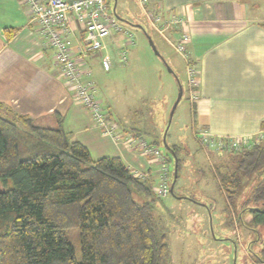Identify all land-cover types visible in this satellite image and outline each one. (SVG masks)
Here are the masks:
<instances>
[{"label":"trees","instance_id":"trees-1","mask_svg":"<svg viewBox=\"0 0 264 264\" xmlns=\"http://www.w3.org/2000/svg\"><path fill=\"white\" fill-rule=\"evenodd\" d=\"M56 119L51 125L0 115V180L6 185L0 189V264H168L170 247L158 233L154 211L160 196L152 182L120 157L94 159L64 130L62 117ZM171 148L179 179V147ZM230 154L241 157L232 174L217 165L218 185L232 198L243 176L258 177L245 215L251 216L250 228H263L264 143ZM69 229L79 232L81 260ZM257 257L264 264V239Z\"/></svg>","mask_w":264,"mask_h":264},{"label":"crops","instance_id":"crops-1","mask_svg":"<svg viewBox=\"0 0 264 264\" xmlns=\"http://www.w3.org/2000/svg\"><path fill=\"white\" fill-rule=\"evenodd\" d=\"M120 1L123 14L134 15L130 9L136 0ZM148 7L166 20L174 15L186 19L188 55L200 82V100L194 110L189 109L193 136L199 132L216 137L258 135L264 124V0H149ZM165 33L169 39L177 37L175 29ZM82 37L80 29L70 36L78 57ZM125 40V34L114 31L101 54L112 63ZM97 57L101 60L100 54L85 59L87 69ZM103 107L125 140L107 135L76 100L55 62V50L41 36L23 0H0V115H23L51 125L61 116L64 130L86 145L94 159L120 157L135 174L153 182L162 168L154 170L150 158L132 149L126 138L139 135L147 140L154 132L140 121L125 119L112 102Z\"/></svg>","mask_w":264,"mask_h":264},{"label":"rangeland","instance_id":"rangeland-1","mask_svg":"<svg viewBox=\"0 0 264 264\" xmlns=\"http://www.w3.org/2000/svg\"><path fill=\"white\" fill-rule=\"evenodd\" d=\"M121 3L117 1L115 11V2L111 4L110 11L125 30L133 33L134 42L120 43L110 71L103 69L98 57L91 59L92 73L85 79L94 82L102 104L112 102L125 119L140 121L154 132L146 138L157 141L156 146L168 159L172 172L176 159L164 145L163 137L179 96L178 79L184 87L167 135L168 144L179 147L181 162L175 194L181 198L171 193L158 197L154 211L159 236L168 238V264H260L257 255L264 227L250 228L251 216L245 215V207L253 203V190L259 178L243 176L235 197L222 193L215 177L220 170L217 165L223 164L222 172L232 174L241 156L228 153L220 158L214 153L207 155L199 147L192 132L183 57L154 31L138 0L130 9L132 16L123 14ZM126 20L140 27L129 25ZM147 34L161 55L154 51ZM124 51L125 62L121 55ZM153 164L154 170L161 169L159 163ZM160 174L152 182L155 190L160 186ZM3 182L0 180L1 190L6 188ZM241 215L244 217L240 219ZM66 234L81 260L79 232L69 229Z\"/></svg>","mask_w":264,"mask_h":264},{"label":"built area","instance_id":"built-area-1","mask_svg":"<svg viewBox=\"0 0 264 264\" xmlns=\"http://www.w3.org/2000/svg\"><path fill=\"white\" fill-rule=\"evenodd\" d=\"M32 15V20L39 26L41 36L55 50V62L60 67L61 75L75 94L76 100L86 106L92 113L96 123L103 131L116 141L125 140V134L118 129L116 122L111 121L105 112L98 90L94 82L86 80L91 71L86 68L85 60L91 55L100 54L105 70L112 66L108 55H102L106 40L113 32L126 35V42H134L131 31L125 30L110 11V0H23ZM146 19L152 28L166 37L167 29H175L176 39L167 38L169 44L179 53L186 63L187 98L192 106L200 100L198 71L192 65L188 55L190 35L185 30L186 19L174 15L165 19L162 14L149 9V0H138ZM80 29L83 33L78 57L73 49L70 36ZM122 60L126 61V53L122 52ZM199 147L207 154L214 153L224 157L228 153H239L264 143V131L256 136L216 137L206 132L195 133ZM132 149L140 151L150 158L151 163L161 166L160 186L156 190L158 196L169 194L171 169L155 145L142 136L126 138ZM145 178L144 174H136Z\"/></svg>","mask_w":264,"mask_h":264},{"label":"water","instance_id":"water-1","mask_svg":"<svg viewBox=\"0 0 264 264\" xmlns=\"http://www.w3.org/2000/svg\"><path fill=\"white\" fill-rule=\"evenodd\" d=\"M117 1H118V0H115V8H114V11H115V9H116ZM116 17H117V16H116ZM117 18H118V19H121V20H124V19H122V18H120V17H117ZM126 22H128L129 25H133V26H136V27H140V25H136V24H134V23H132V22H130V21H127V20H126ZM147 37L149 38L150 44H151L152 48L154 49V51L157 53V55H161L160 52H159V50H158V48H157V46H156V44H155V42H154V40H153V38H152L149 34H147ZM170 71L173 72L172 69H170ZM178 83H179V96H178V99H177V101H176V103H175V106H174V108H173V110H172V112H171L170 120H169V122H168V126H167V128H166V131H165V133H164V137H163L164 145H165L166 148H167V149H168V150L174 155V157H175V159H176V164H175V168H174V172H173V182H172L171 185H169V193H171L172 195H175V196H177V195L175 194V184H176V182H177V180H178V156H177L176 152H175V151L171 148V146L168 144V142H167V135H168V130H169V127H170V124H171L172 117H173V114H174V112H175V109L177 108L178 104L180 103V101L182 100V98H183V96H184V87H183V85L181 84V82H180L179 79H178ZM177 197H178V198H181V197H179V196H177Z\"/></svg>","mask_w":264,"mask_h":264}]
</instances>
